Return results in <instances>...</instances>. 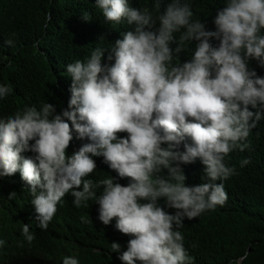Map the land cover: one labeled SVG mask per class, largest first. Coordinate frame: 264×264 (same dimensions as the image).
<instances>
[{"label":"trees","instance_id":"16d2710c","mask_svg":"<svg viewBox=\"0 0 264 264\" xmlns=\"http://www.w3.org/2000/svg\"><path fill=\"white\" fill-rule=\"evenodd\" d=\"M178 30L226 67L222 77L235 73L234 89L217 96L218 83L192 96L171 86L165 108L149 113L165 129L186 118L172 144L150 139L135 155L114 139L117 125L74 107L76 93L88 75L120 62V39L136 32L164 47L182 38ZM132 87L158 93L144 72ZM30 119L84 128L65 160L79 161L80 180L111 216L137 213L138 223L129 232L92 231L93 202L76 207L65 198L11 264H56L40 254L69 248L102 264H264V0H0V141ZM40 134L54 138L49 127ZM0 213L29 216L27 194L2 180ZM111 243L122 247L118 261L96 250Z\"/></svg>","mask_w":264,"mask_h":264},{"label":"clouds","instance_id":"9594fccd","mask_svg":"<svg viewBox=\"0 0 264 264\" xmlns=\"http://www.w3.org/2000/svg\"><path fill=\"white\" fill-rule=\"evenodd\" d=\"M178 32L182 38L164 47L136 32L134 36L128 35L127 40L120 39L114 51L120 62L88 75L76 93L74 107L86 115H95L101 121L117 125L119 130L114 139L135 155L150 139L164 146L172 144L179 118H186L185 115L174 117V126L165 129L149 113L151 106L165 108L161 97L171 86L181 85L192 96H207L210 88L218 83L217 96L234 89L235 73H231L230 81L226 80L222 77V69L226 67L205 57L192 33ZM181 49L182 54L174 58ZM75 62L87 66V61L80 56ZM142 72L153 81L157 94L134 93L133 76ZM43 127H49L54 138L41 135ZM83 129L66 120L30 119L15 139L0 141V180L9 182L12 191L27 194L29 200L27 221L19 222L0 213V264H11L21 256L22 244L49 227L57 213L56 207L65 198L76 207L93 202L96 219L92 231L129 232L138 223L137 213L111 216L99 193L80 180L79 161L65 160L64 153L69 144ZM23 179L26 184L22 183ZM29 185L34 190H28ZM96 250L113 254L117 261L123 251L121 246L112 243ZM40 257L49 258L56 264H102L99 258L74 248L42 252Z\"/></svg>","mask_w":264,"mask_h":264},{"label":"bare ground","instance_id":"6f19581e","mask_svg":"<svg viewBox=\"0 0 264 264\" xmlns=\"http://www.w3.org/2000/svg\"><path fill=\"white\" fill-rule=\"evenodd\" d=\"M121 1H122V0H121ZM220 74H221V73H219V76H220ZM211 88H212V87H211ZM211 88H210V89H211ZM206 93H207V92H206ZM88 104H89V102H88ZM86 107H87V106H86ZM86 109H87V108H86ZM73 120H74V118H73ZM71 121H72V120H71ZM74 121H75V120H74ZM72 122H73V121H72ZM12 151H15V149L12 150ZM8 153H10L9 150H8ZM22 183H23V184H26L27 182H26L25 179H23V180H22ZM42 188L44 189V187H42ZM37 189H38V188H37ZM28 190H31V191H32V190H34V189L32 188V186L29 185Z\"/></svg>","mask_w":264,"mask_h":264}]
</instances>
